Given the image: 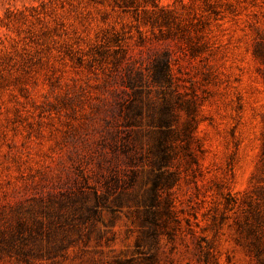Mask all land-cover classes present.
Returning a JSON list of instances; mask_svg holds the SVG:
<instances>
[{
	"label": "rangeland",
	"instance_id": "374dc122",
	"mask_svg": "<svg viewBox=\"0 0 264 264\" xmlns=\"http://www.w3.org/2000/svg\"><path fill=\"white\" fill-rule=\"evenodd\" d=\"M156 2L0 0V264H264V0Z\"/></svg>",
	"mask_w": 264,
	"mask_h": 264
},
{
	"label": "trees",
	"instance_id": "16d2710c",
	"mask_svg": "<svg viewBox=\"0 0 264 264\" xmlns=\"http://www.w3.org/2000/svg\"><path fill=\"white\" fill-rule=\"evenodd\" d=\"M146 5H150L153 9L157 8V6H158L156 0H145L144 6H146ZM158 10H159L158 13H153L152 20L154 22H157V23L159 22V26L164 25V26L168 27L170 23L175 24L177 26V24L173 21V15L174 14L172 12L163 9L162 7L158 8ZM169 19H170V21H169ZM119 49L124 50L122 48H119ZM121 54H122L121 57H123V58L127 57L126 52L121 51ZM165 59H166L165 55H162V57L160 59V63H161L160 68L156 69V71H158L159 76L162 77L160 79L166 80L167 77L169 78V75H168V71H167L168 68H167V65L165 63ZM127 67H129V65H126V69H127ZM128 71H132V68L129 67Z\"/></svg>",
	"mask_w": 264,
	"mask_h": 264
}]
</instances>
